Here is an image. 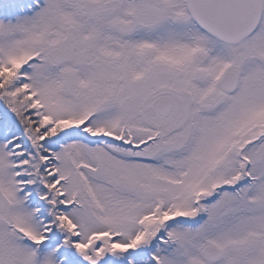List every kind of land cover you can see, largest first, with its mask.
<instances>
[{"label":"snow or ice","instance_id":"1","mask_svg":"<svg viewBox=\"0 0 264 264\" xmlns=\"http://www.w3.org/2000/svg\"><path fill=\"white\" fill-rule=\"evenodd\" d=\"M0 264H264V0H0Z\"/></svg>","mask_w":264,"mask_h":264}]
</instances>
